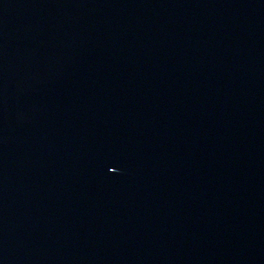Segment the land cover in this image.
<instances>
[{
  "label": "water",
  "instance_id": "95a60500",
  "mask_svg": "<svg viewBox=\"0 0 264 264\" xmlns=\"http://www.w3.org/2000/svg\"><path fill=\"white\" fill-rule=\"evenodd\" d=\"M0 264H264V0H0Z\"/></svg>",
  "mask_w": 264,
  "mask_h": 264
}]
</instances>
